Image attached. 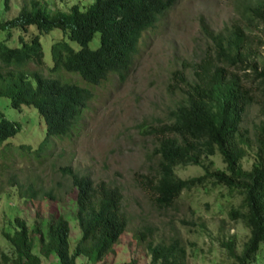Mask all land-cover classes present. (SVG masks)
I'll use <instances>...</instances> for the list:
<instances>
[{"label": "trees", "instance_id": "trees-1", "mask_svg": "<svg viewBox=\"0 0 264 264\" xmlns=\"http://www.w3.org/2000/svg\"><path fill=\"white\" fill-rule=\"evenodd\" d=\"M176 1L91 0L85 7L73 3L65 10L43 0H24L15 15L1 18L0 97L19 110L22 105L36 106L45 123L36 148L20 146L41 164L51 153L46 151L52 139L77 135L91 95L87 85L99 84L109 73L123 80L142 32L160 21ZM2 4L7 9L9 0ZM243 10L248 21L235 20L226 31H215L202 21L207 38L202 53L197 59H183L170 71L167 89L178 93L179 99L164 119L141 123L154 140L150 155L155 167L137 173V181L153 203L164 209L174 204L181 191L207 182L235 192L240 201L228 214L243 223L248 235L239 251L232 238L224 242L230 264H264V61L257 58L263 39L250 28L264 24V0H248ZM54 28L61 33L59 37L51 34V61L46 63L41 36ZM96 33L98 42L90 45ZM252 104L258 106L259 120L249 132L242 122ZM20 129L21 121L6 117L0 109L1 157L5 158L6 141ZM250 148H254V160L244 168L241 160ZM215 154L221 156L223 168L211 169L212 162H204ZM188 164L202 166L203 172L186 178L176 175L175 166ZM4 167L1 162L0 176ZM58 170L68 178L76 208L80 232L73 249L70 224L63 213L53 214L43 227L36 220L29 225L16 214L5 218L12 229L6 223L1 227L9 251L0 250V264H43L49 257L54 258L52 264H77L79 256L102 264L113 251L129 221L121 187L105 179L95 181L90 173L70 164L59 165ZM9 180L16 183L14 177ZM16 191L21 199L61 200L53 186L39 183L35 187L33 180ZM152 231L149 226L138 231L151 264H185L186 248L180 236L155 241Z\"/></svg>", "mask_w": 264, "mask_h": 264}, {"label": "rangeland", "instance_id": "rangeland-1", "mask_svg": "<svg viewBox=\"0 0 264 264\" xmlns=\"http://www.w3.org/2000/svg\"><path fill=\"white\" fill-rule=\"evenodd\" d=\"M24 0H9L4 8L0 0V19L15 15ZM28 1V0H25ZM52 8L67 9L78 3L85 7L91 0H43ZM248 0H177L162 19L142 32L132 57L129 71L123 80L118 74L109 73L99 84L87 85L90 98L83 111L81 127L71 138H54L46 152L43 163L26 147L36 148L44 136L45 123L38 117L36 106L22 105L19 109L0 97V109L10 119H19L21 129L8 139L5 158L0 155V163H5L0 176V250L9 251V244L2 236L1 227L7 219L17 214L32 225L35 220L43 227L46 221L57 213H63L70 224L69 247L72 250L79 236L76 222V208L69 191V181L62 176L58 166L70 164L74 168L90 173L96 181L105 179L121 187L122 205L129 221L102 264H151L145 242L138 238V231L153 228L155 241L167 240L172 235L180 236L185 248V264H230L232 258L227 253L224 242L235 241L239 251L248 229L239 219L230 218L228 211L237 205L239 196L222 185L207 182L181 191L169 208H160L153 203L148 192L137 181V173L153 170L155 158L150 155L154 145L151 135L144 132L141 123L164 119L170 107L179 99L178 93L167 89L170 71L180 65L183 59H197L206 46L207 38L201 28L204 21L215 31L224 30L235 21L247 22L248 12L243 4ZM253 1V0H252ZM250 28L262 36L257 58L264 61V24ZM54 28L42 34L41 43L44 59L50 63V40ZM61 32L53 33L59 37ZM51 36V37H50ZM98 42V33L89 42ZM49 65V64H47ZM189 73V70H187ZM81 84L85 85L82 80ZM259 120L258 106L250 105L243 118L242 127L249 132ZM4 145H0V153ZM7 157V158H6ZM211 169L223 168L219 154L210 156ZM254 160V148L241 160L244 168H249ZM53 163V164H52ZM200 165H177L175 173L181 178L199 175ZM10 177L16 183L10 184ZM33 180L34 186H53L60 196L58 202L25 196L18 198L16 188L24 189V182ZM22 184L20 187L18 184ZM12 196H8L7 192ZM19 199V200H18ZM35 252L37 247L34 248ZM54 258H44L43 264H52ZM77 264H92L79 256Z\"/></svg>", "mask_w": 264, "mask_h": 264}]
</instances>
